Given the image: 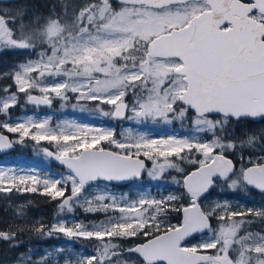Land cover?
I'll list each match as a JSON object with an SVG mask.
<instances>
[{
    "label": "snow or ice",
    "instance_id": "6c2138e0",
    "mask_svg": "<svg viewBox=\"0 0 264 264\" xmlns=\"http://www.w3.org/2000/svg\"><path fill=\"white\" fill-rule=\"evenodd\" d=\"M5 55L17 59L0 60V151L30 140L64 171L0 168V193L56 202L55 222L29 230L72 242L19 251L24 227L9 225L12 264H264V204L225 196H264V0H0ZM57 99L186 134L13 118ZM145 176L175 188L120 190ZM14 215L26 221L25 206Z\"/></svg>",
    "mask_w": 264,
    "mask_h": 264
},
{
    "label": "rangeland",
    "instance_id": "374dc122",
    "mask_svg": "<svg viewBox=\"0 0 264 264\" xmlns=\"http://www.w3.org/2000/svg\"><path fill=\"white\" fill-rule=\"evenodd\" d=\"M57 100H54L56 102L55 106H51V107L41 106L39 108H35L31 104L29 105L28 108H24L25 106L19 107L20 111L17 112V114L13 115V118H21L25 114L36 115L39 118H43L45 115H49V116H52L53 123H56L62 120H75L80 123L93 124L96 126H105V127L115 126L113 124L112 125L105 124V120L103 119L104 117L96 114L93 111L88 110V111L81 112L79 108L74 109L72 107V104H75V100H72L66 107H63V108L61 107L62 102L60 100L58 101ZM121 125L123 127L131 126L134 128H138V130L146 131L154 137L166 136V135H170L173 133H176L178 135L186 134L185 130L181 128V124L179 121L173 122V124L147 123V124L139 125V126L135 124H129V122L123 121L119 123L117 126H115L117 133H119L122 130ZM9 135L12 136L13 134H9ZM15 145L19 146L21 144H15ZM21 146H26V142ZM50 162L51 161L49 160V158L45 157L41 151L34 152V153L32 152L30 156L21 155V154L9 155V153L3 156L0 155V168H5V169L13 168L17 170L18 172L19 171L28 172L34 168L41 175L48 174V173L55 174V173L64 171V170L58 171L56 169L55 170L51 169L49 167ZM134 185L136 187H134ZM164 185H167V186L160 187ZM138 187L142 188V190L144 191H150L153 195H159V194L167 195L169 191L174 190L175 185H172L170 179H167V178L161 181H152V180H149L147 176H145L142 181L131 182L125 188L120 189V190L123 192H128V191L136 192L138 190ZM18 195H21V193H18ZM225 196L226 198L230 199L233 202V204L245 205L247 207L264 204V196H262L261 194L257 192L255 194H252L250 192L245 193V192H239V191L227 192L225 193ZM81 212L82 211L77 210L75 214V218L77 220H81L78 216V215H81ZM56 216H57V210H56L54 219L50 224L55 222ZM29 218H30L31 223L41 221V216H39V214L31 215ZM58 239L60 240H58L55 246H61V245L72 243L71 241H68L66 237H63L62 235ZM81 243L83 242H77L75 247L79 249ZM51 249L47 248V250H51ZM39 250L43 251L44 249L40 248ZM12 261L6 262L3 264H12Z\"/></svg>",
    "mask_w": 264,
    "mask_h": 264
},
{
    "label": "trees",
    "instance_id": "16d2710c",
    "mask_svg": "<svg viewBox=\"0 0 264 264\" xmlns=\"http://www.w3.org/2000/svg\"><path fill=\"white\" fill-rule=\"evenodd\" d=\"M16 56L14 55H5L0 57V60L2 61H10L15 60ZM2 86V85H0ZM58 101V100H57ZM55 101L52 106H55ZM30 104L25 105L24 108H28ZM95 105L91 102L87 104V108L91 111ZM107 110V108H106ZM20 109L19 107L13 109L12 115L17 114ZM99 115V113H96ZM105 120V124L109 125H115L117 126L121 122L112 121L106 117L103 118ZM114 126V127H115ZM116 128V127H115ZM7 134V133H6ZM43 146H48L46 142H42ZM16 148L9 152V155H26L30 156L33 152H40L39 148L34 145L32 141H26V146L21 145H15ZM3 156V155H2ZM49 167L51 169H56L58 171L64 170L63 168H59L53 163H49ZM128 185V184H127ZM126 185V186H127ZM126 186H123L121 189L125 188ZM250 193L255 194L254 191H250ZM25 206L26 221L19 220L14 215V209L19 206ZM57 210L56 202L50 201L45 196L41 195L39 192L37 193H21V195H18L16 192L12 193H0V229H6L9 225H12L14 228L17 225H20L21 227H24V231L22 232L20 239H22L25 242V247L19 249V251H25L26 247L31 246L34 249H51L54 247L59 237L53 236V237H38L36 236L32 231L29 230V225L31 224L30 216L34 214H39L41 216V221L45 225H49L55 216ZM81 221L89 222L93 220L102 219L103 217L100 216H86L83 212H81V215H78ZM254 228L257 227L256 225L253 226ZM90 247V246H89ZM17 255V252L10 250L9 246L4 243L0 242V264L11 262L13 258Z\"/></svg>",
    "mask_w": 264,
    "mask_h": 264
},
{
    "label": "water",
    "instance_id": "95a60500",
    "mask_svg": "<svg viewBox=\"0 0 264 264\" xmlns=\"http://www.w3.org/2000/svg\"><path fill=\"white\" fill-rule=\"evenodd\" d=\"M5 134H6V133H5ZM8 135H9V134H8ZM15 148H16V146L14 145V147L11 148V149H7V150L0 151V155H5V154H7V153L13 151ZM49 160L51 161V163H53L54 165L58 166L59 168H63V166H61V165L59 164V162L55 161L54 159L49 158ZM131 182H134V181H131ZM131 182H125L124 186H126V184H129V183H131ZM253 191H255V190H253ZM255 192H258V191H255ZM258 193H259V192H258Z\"/></svg>",
    "mask_w": 264,
    "mask_h": 264
},
{
    "label": "flooded vegetation",
    "instance_id": "af4514ba",
    "mask_svg": "<svg viewBox=\"0 0 264 264\" xmlns=\"http://www.w3.org/2000/svg\"><path fill=\"white\" fill-rule=\"evenodd\" d=\"M16 59H17V57H16ZM15 59V60H16ZM12 61H14V60H10V61H4V62H12ZM0 66H2V65H0ZM118 122V121H117ZM119 122H123V121H119ZM256 193V192H255ZM258 193V192H257ZM260 194V193H259Z\"/></svg>",
    "mask_w": 264,
    "mask_h": 264
}]
</instances>
